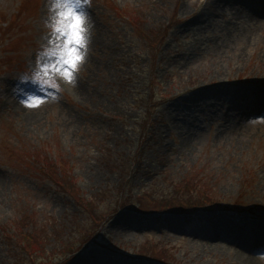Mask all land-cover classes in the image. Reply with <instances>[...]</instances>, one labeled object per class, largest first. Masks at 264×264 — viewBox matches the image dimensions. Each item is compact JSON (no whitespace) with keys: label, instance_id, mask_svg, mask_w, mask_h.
I'll return each mask as SVG.
<instances>
[{"label":"rangeland","instance_id":"obj_1","mask_svg":"<svg viewBox=\"0 0 264 264\" xmlns=\"http://www.w3.org/2000/svg\"><path fill=\"white\" fill-rule=\"evenodd\" d=\"M62 3L0 0V264H264V0H90L72 82ZM128 197L240 210L150 224ZM90 230L105 247H79Z\"/></svg>","mask_w":264,"mask_h":264},{"label":"trees","instance_id":"obj_2","mask_svg":"<svg viewBox=\"0 0 264 264\" xmlns=\"http://www.w3.org/2000/svg\"><path fill=\"white\" fill-rule=\"evenodd\" d=\"M60 174L62 175V177H60L59 179H62V180H61V184L58 183V185L59 186L61 185L60 187L63 188L66 192L73 193L74 196L77 194V197H72V198L75 199V203H76L79 211H83L84 213L87 212L86 208L90 207L91 203L84 201L80 197V194L78 193L77 189L75 188V185L73 184L72 180L71 179L68 180L66 178V176H67L66 174H62V173H60ZM101 200L102 199H100V196H99V198H98V200H96V202L98 203ZM126 200H127L126 203L131 204L133 209L138 210L141 213H147V214L151 213V214H155V215H159L160 212L165 211V210H174L175 212H178V211H180V209L182 208V205H183V204H179V201H177L176 203L173 202V203H170V204L165 205L163 207H160V206H158V207L150 206L149 207L148 205L141 203L137 198L128 197V199H126ZM183 202L186 203L189 208H192L196 203L197 204L201 203V202H198L197 200L183 201ZM104 218H105V216L102 217L100 220H102ZM142 218H143L142 219L143 222H147L150 224H151V222L156 224L160 220L159 218H155L154 221H151L150 217H146V216H142ZM100 220H98V221H100ZM97 222L93 225L94 228L98 227ZM38 226H41V225H38L36 222L30 225V230L33 233V234L30 233V235L28 234L29 230L27 229V227H28L27 225L23 226V229H19V231H18V233L20 235H22L21 236L22 240L23 241L25 240V242H24L25 245H24L23 249H25L27 251L28 250L27 247H29L30 251L29 250L28 251L30 252L31 255H36V254H40V253L44 254V249H43L42 243L44 240H46V235L42 232L44 229L42 230V228H40V227L38 228ZM41 227H43V226H41ZM80 229L81 228H79V230ZM94 233H95L94 231L90 230L87 234H84L83 236L81 235V237H79L81 239L78 240L80 242L79 247H81L83 245V243H85L87 241L94 242V238H95ZM32 235H34L33 239H32ZM54 235L59 237V235L57 233H55ZM59 240H60V243H64V241L62 239L59 238ZM152 246H154V245H152ZM61 248H63V249L59 251L60 256L64 255V254L72 255L73 250L75 249L74 245H72L71 243H67L64 246H62ZM29 252H28V254H29ZM61 253H63V254H61ZM142 257L144 258L145 256L143 255ZM146 258H148V257H146ZM61 259H64V257H62V256H61V258L59 257V260H61ZM44 261H47V260H43V263H44ZM33 264H35V262H33ZM54 264H59V263L55 262Z\"/></svg>","mask_w":264,"mask_h":264},{"label":"snow or ice","instance_id":"obj_3","mask_svg":"<svg viewBox=\"0 0 264 264\" xmlns=\"http://www.w3.org/2000/svg\"><path fill=\"white\" fill-rule=\"evenodd\" d=\"M90 0H63L61 5L63 11L59 13L64 23L63 31L57 29V32L64 39L65 54L61 55L58 63L64 67H57L55 71L64 72L65 78L72 82L73 75L79 65L82 57L77 54V48L83 47L84 18L82 6L89 4ZM45 68L48 65L44 66Z\"/></svg>","mask_w":264,"mask_h":264},{"label":"bare ground","instance_id":"obj_4","mask_svg":"<svg viewBox=\"0 0 264 264\" xmlns=\"http://www.w3.org/2000/svg\"><path fill=\"white\" fill-rule=\"evenodd\" d=\"M253 95H255V94H253ZM253 95H250V96H253ZM223 103H225L224 101H223ZM194 216H198L197 214H195ZM194 216H192L190 219H192V218H194ZM222 220H224V219H222ZM218 223H221L220 221H217V222H215V221H212V224L211 225H213L216 229H218V230H220L221 232H222V225H224L223 224V222H222V224H221V226H220V224H218ZM256 224V223H255ZM256 225H258V224H256ZM197 226H199V225H197ZM202 227H203V225H202ZM257 228V227H256ZM204 228H200V230H203ZM258 230H259V233L258 234H256L255 236H253V238L254 239H256V241H258V242H260L259 244L260 245H258V246H261L260 247V251H263L264 250V227H261L260 225H259V227L257 228ZM207 236V235H206ZM240 237V236H239ZM237 243H239L240 245H242L243 247H248V245H247V242L246 241H244V239L242 238L241 239V237H240V242L239 241H237Z\"/></svg>","mask_w":264,"mask_h":264}]
</instances>
